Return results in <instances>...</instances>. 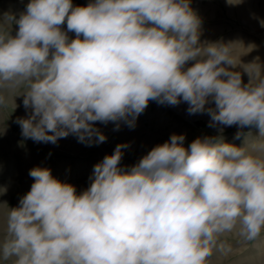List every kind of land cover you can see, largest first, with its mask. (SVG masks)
I'll return each instance as SVG.
<instances>
[{"label": "clouds", "instance_id": "9594fccd", "mask_svg": "<svg viewBox=\"0 0 264 264\" xmlns=\"http://www.w3.org/2000/svg\"><path fill=\"white\" fill-rule=\"evenodd\" d=\"M14 22L15 36L0 29V105L4 92L24 89L30 112L17 122L25 138L55 145L72 134L87 146L103 143L95 122L134 128L150 100L183 101L189 114L207 112L210 126L255 127L260 138L242 147L222 136L196 138L185 148V137L173 134L128 170L120 167L128 145L118 144L79 194L49 169L33 168L30 191L8 208L0 261L208 264L222 235L261 237L264 76L248 74L243 84L229 71L234 44L200 43L190 0H92L86 7L29 0ZM65 22L74 39L61 29Z\"/></svg>", "mask_w": 264, "mask_h": 264}, {"label": "rangeland", "instance_id": "374dc122", "mask_svg": "<svg viewBox=\"0 0 264 264\" xmlns=\"http://www.w3.org/2000/svg\"><path fill=\"white\" fill-rule=\"evenodd\" d=\"M28 2L0 0V29L15 36L18 26L14 21L25 11ZM90 2L92 0H72L73 7H86ZM190 8L201 19V43L234 44L232 54L237 58L233 59L235 67L229 68V71L239 72L243 84L249 83V75L264 76V0H240L239 3L190 0ZM61 29L67 33L69 40L75 38L73 32L67 31L66 22ZM191 64L189 62L187 67ZM23 91L20 88L15 92H4L5 104L0 105V189L6 190L0 194V240L7 234L8 208L17 207L20 198L30 191L34 180L29 172L33 168L49 169L53 178L71 184L79 194L90 186L93 166L100 163L105 155H112L118 144L128 145L122 149L120 162V167L128 170L154 146L169 141L173 134L185 137V148L196 138L222 136L225 143L236 147L244 146L245 141L250 143L260 138L255 127L238 129L231 126L217 131L210 126L211 118L207 112L189 114L188 104L183 101L173 106L150 100L137 117L134 128H129L122 121L119 130H114V122H95L94 127L106 137L103 143L87 146L78 142L72 134L58 139L55 145L38 143L23 137L17 122L27 118L30 112L23 106ZM205 107L214 108L215 105L209 103ZM238 131L242 134L236 138ZM0 264H12V261H0ZM208 264H264V233L256 241H245L236 231L222 235Z\"/></svg>", "mask_w": 264, "mask_h": 264}, {"label": "bare ground", "instance_id": "6f19581e", "mask_svg": "<svg viewBox=\"0 0 264 264\" xmlns=\"http://www.w3.org/2000/svg\"><path fill=\"white\" fill-rule=\"evenodd\" d=\"M200 43H201V42H200ZM201 44H204V43H201ZM245 56H246V55H245ZM246 57H247V56H246ZM246 57H245V58H246ZM232 58H233V59H236L237 56L232 54ZM241 58H242V57H241ZM238 59H239V58H238ZM246 61H247V60H246ZM244 62H245V60H244ZM247 62H248V61H247ZM239 63H240V62H239ZM242 64H243V63H242ZM240 65H241V64H240ZM244 65H245V64H244ZM244 65H243V66H244ZM241 66H242V65H241ZM244 69H245V68H244ZM246 70H247V69H246ZM249 70H250V69H249ZM251 71H253V70H251ZM245 73H246V71H245ZM247 74H248V73H247ZM249 74H251V73H249ZM243 77H245V76H242V78H243ZM244 82H245V81H244ZM21 109H22V108H21ZM20 111H21V110H20ZM18 112H19V111H18ZM21 113H22V112H21ZM24 114H25V113H24ZM25 115L27 116V114H25ZM25 119H26V118H25ZM109 123H110V122H109ZM98 124H103V123H98ZM135 126H136V125H135ZM214 128H216L217 131H221V130L223 131V130L226 129L225 126H221V125H220V126H219V125L214 126ZM142 130H143V129H142ZM103 132H105V131H103ZM129 132H130V131H129ZM128 139H129V138H128ZM138 143L140 144L141 142H138ZM140 148H141V147H140ZM104 149H105V148H104ZM142 150H143V149H142Z\"/></svg>", "mask_w": 264, "mask_h": 264}]
</instances>
